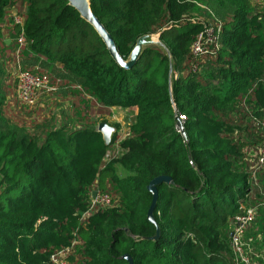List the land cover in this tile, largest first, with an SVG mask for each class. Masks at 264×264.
Listing matches in <instances>:
<instances>
[{"label":"trees","instance_id":"obj_1","mask_svg":"<svg viewBox=\"0 0 264 264\" xmlns=\"http://www.w3.org/2000/svg\"><path fill=\"white\" fill-rule=\"evenodd\" d=\"M88 2L123 61L146 35H156L169 58L148 46L131 67L120 68L65 0H0V34L15 9L23 18V57L38 55L42 60L33 56L30 66L39 63L60 85L73 87L81 98L75 119H82L87 102L103 116L112 107L136 109L119 155L108 163L117 124L108 147L86 125H59L40 139L0 126V264H48L51 254L68 247V264H127L123 255L131 264H230L231 218L240 205L264 204L250 188L245 154L262 141L255 122H264L262 23L247 0ZM193 2L231 12L221 23L215 57L200 63L209 68L206 76L190 69L189 48L202 29L189 20L199 11ZM178 115L184 138L175 131ZM114 164L123 177L115 175ZM262 174L257 182L263 192ZM157 177L170 183L155 185L151 224L146 186ZM96 191L113 205L83 217ZM244 237L264 255V206Z\"/></svg>","mask_w":264,"mask_h":264},{"label":"built area","instance_id":"obj_2","mask_svg":"<svg viewBox=\"0 0 264 264\" xmlns=\"http://www.w3.org/2000/svg\"><path fill=\"white\" fill-rule=\"evenodd\" d=\"M248 5L257 16V20L262 23L264 28V0H247ZM194 3V2H193ZM197 5L196 3H194ZM195 21V20H190ZM9 26H17L18 31L14 35L13 47L8 55L11 69L13 71L14 82V99L18 108L33 109L36 100L41 94H52L60 85L59 79H49L44 74H34L25 70L21 65V55L25 49V38L22 30L23 18L16 12L8 19ZM199 22V21H198ZM201 31L192 41L189 53L192 59L190 69L192 73H199L200 63L205 59L214 58L220 48L219 36L221 23L215 18H211L206 23H202ZM264 83V80H263ZM241 106L243 103L241 102ZM246 111V109H244ZM182 124L183 117H175ZM262 130V141L259 146H255L245 152L249 160V183L251 190L258 192L263 198L264 193L260 190L257 177L260 171L264 170V122H257ZM175 131L180 134V130L175 126ZM128 136V131L121 133L112 143L113 150L110 151L109 157L116 158L119 155L118 143ZM113 205L112 198L98 191L94 192L93 198L89 199V206L83 217L99 209L108 208ZM264 206L258 203L253 207L239 206L238 213L230 221V237L228 250L230 254V264H263L264 255L260 248H255L251 242L245 240V230L253 222L256 216L257 208ZM71 254V248H64L51 254L48 258V264H68V256Z\"/></svg>","mask_w":264,"mask_h":264},{"label":"rangeland","instance_id":"obj_3","mask_svg":"<svg viewBox=\"0 0 264 264\" xmlns=\"http://www.w3.org/2000/svg\"><path fill=\"white\" fill-rule=\"evenodd\" d=\"M198 8V12L193 13L192 16L190 17L189 20H195L199 22H208L209 19L212 17L218 20L220 23L223 21H226L230 18L231 12L229 9L222 7L219 11L215 12L211 9L206 4H197L196 5ZM153 41H157V36L156 35H149ZM159 43V41H158ZM161 44V43H160ZM163 46V45H162ZM164 47V46H163ZM21 65L24 67V69L29 70V62L27 59H23L21 57ZM40 61V60H39ZM25 62V63H24ZM23 63V64H22ZM29 63V64H28ZM36 65V64H35ZM39 67H43L42 65L38 64ZM32 69V68H30ZM209 68L205 64L203 67L200 69V75H205L207 74ZM3 70H0V89L2 90V95H7V92H5V86H4V80L3 76L4 73H2ZM43 74V73H41ZM50 74L54 75L53 73L50 72ZM177 74V73H176ZM176 74H173V76H176ZM45 75V74H44ZM56 77V76H55ZM61 82V81H60ZM7 83V82H6ZM11 86V85H10ZM8 85V88L10 87ZM58 88L60 89V94L63 95V101L65 102L66 105H64V110H62L63 114V119H66L67 116L71 117V110L69 108V87L67 85H58ZM58 93V92H57ZM14 95V94H13ZM12 96V94L10 95ZM9 97V96H8ZM1 98V97H0ZM14 99V96H13ZM1 101V100H0ZM3 102V100H2ZM7 104V103H6ZM3 103L1 104V113H0V126L4 131H13L15 132L16 135L21 136V135H34L38 139H40L43 134V127L47 125H53L55 123L54 117H55V107L56 106H51L47 107L48 109H37L42 111V113H37L36 109H17L18 106L16 103H12L11 106H8V104L5 106ZM35 111V112H34ZM44 111V113H43ZM81 113V112H79ZM80 115V118L74 124V126H89L93 129L96 128V125L98 122H100L101 119L106 120L108 124L111 126L112 124H116L115 120H118L117 125L118 129L122 128L119 130V133H124V131H128V128L130 124L132 123L133 120V113L131 111H125L121 110L118 111L113 115V117L110 116H103L100 115L95 107L91 105L89 102H87L86 108L82 111ZM46 117V119H45ZM79 118V117H78ZM123 122V123H121ZM74 127L73 125H71ZM114 127V126H112ZM264 192V191H263ZM253 244V242H251ZM255 248H258L257 245H255Z\"/></svg>","mask_w":264,"mask_h":264},{"label":"crops","instance_id":"obj_4","mask_svg":"<svg viewBox=\"0 0 264 264\" xmlns=\"http://www.w3.org/2000/svg\"><path fill=\"white\" fill-rule=\"evenodd\" d=\"M15 13V9H10L7 13L6 16V20H5V24L3 25V28L5 29L1 34H0V43H3L0 45V70H3L2 73H4L3 76V80H4V86H5V92H7V95L3 94V104L6 106L8 104V106H11L12 103H15V99H13V94H14V82H13V71L11 69V64H10V59L8 57L12 47H13V41H14V37L12 36L11 33H9L7 30L9 29V22L8 19L9 17H11L13 14ZM37 57L40 61L42 60L41 57H39L38 55H32L31 53H28L26 57H23V55H21V57L23 59H27L29 62L31 60L32 57ZM22 62V61H21ZM25 63V62H24ZM23 64V63H22ZM39 63L33 64V65H28L29 67H32L33 70L39 71L43 74H45L49 79H58L57 77H55V75L50 74V72H48L47 70H45L43 67H39L38 66ZM56 68V66L54 67ZM7 82V83H6ZM8 85L10 86L8 88ZM69 108L71 110V117L67 116L66 119H63V112L62 110H64V105L65 102L63 101V95L60 94V89L57 87L56 91L52 94H41L38 96L37 100H36V105H35V109L37 113H42V111L37 110V109H48L49 107L56 106L55 109V117H54V121L55 123L53 125H47L45 127H43V131H47L48 129H52L53 127H57L59 125H67V126H71L74 124H76V122L78 121V119H75L77 117V114H75L76 112V106H79V99L81 98H76L75 97V93L72 94L71 91H73V87L69 86ZM58 92V93H57ZM12 94V96H10ZM9 96V97H8ZM83 99V98H82ZM7 103V104H6ZM3 106V107H5ZM75 106V107H74ZM48 107V108H47ZM19 109H25V108H19ZM18 109V110H19ZM30 110V109H29ZM121 110H125V111H131V113H133V119L136 113V109L132 108V109H122V108H118V107H112L109 109L110 113H111V117H113V115L115 113H117L118 111ZM35 112V111H34ZM44 113V111H43ZM46 119V117H45ZM118 120H115L116 124ZM133 122V120H132ZM123 123V122H121ZM75 128H78L79 126H74ZM122 128H119L116 132V135H120L119 130ZM124 132H127L124 131ZM113 144H111V146L109 147V149L106 152V156L104 159L105 163L110 162L113 158L109 157L110 151L113 150ZM114 168V173L115 175H117L119 178L123 177L125 174L124 172L116 165H113ZM264 179V174L260 175V180ZM251 196H248L246 198V202H250L251 200Z\"/></svg>","mask_w":264,"mask_h":264},{"label":"water","instance_id":"obj_5","mask_svg":"<svg viewBox=\"0 0 264 264\" xmlns=\"http://www.w3.org/2000/svg\"><path fill=\"white\" fill-rule=\"evenodd\" d=\"M65 1L67 2L68 6H70L77 12L79 18L91 27V29L94 31V33L98 36V38L104 45L110 58L120 68L128 69L129 67H131L133 63L136 61V59L138 58V56L140 55L142 49L148 46H157L169 58V54L167 50L162 46V44H160V42L158 43V37H157V41H153L149 35H146V36H141L135 40L134 46L132 47L127 60L123 61L117 54L113 41L110 38V36L107 34V32L105 31L104 27L92 15L90 8H89L88 0H65ZM175 126L177 127V129L180 130L181 138H184V135L182 133V125L179 123V121H177L176 118H175ZM95 131L100 135L103 145L105 147H108L110 144L111 135L115 133V128L107 125L104 122H98L95 128ZM160 182L170 183V180L167 177H157L151 180L146 186V190L151 195V202L146 211V219L151 224H154L153 218H152V211L154 209L155 202H156L155 185ZM93 196H94V192H91L90 198L92 199ZM157 235H158V230L156 229L155 236L151 239H155ZM228 237H230V234L228 235ZM121 258L124 261H126L127 264H131V260L127 255H123Z\"/></svg>","mask_w":264,"mask_h":264}]
</instances>
